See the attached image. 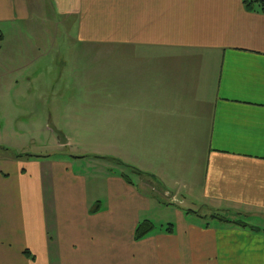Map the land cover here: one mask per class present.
Wrapping results in <instances>:
<instances>
[{"label":"crops","instance_id":"obj_1","mask_svg":"<svg viewBox=\"0 0 264 264\" xmlns=\"http://www.w3.org/2000/svg\"><path fill=\"white\" fill-rule=\"evenodd\" d=\"M53 15L110 50L112 71L75 78L102 90L59 115L112 124V154L66 153L63 134L68 157L0 154V264H264V14L242 0H0V28ZM142 221L154 230L135 241Z\"/></svg>","mask_w":264,"mask_h":264},{"label":"rangeland","instance_id":"obj_2","mask_svg":"<svg viewBox=\"0 0 264 264\" xmlns=\"http://www.w3.org/2000/svg\"><path fill=\"white\" fill-rule=\"evenodd\" d=\"M1 31L5 40L0 39V146H3L0 154L18 155L21 159L40 155L57 159L68 157L66 153L80 156L95 150L112 154L107 148L112 142V124L108 128L104 122L64 121L59 115L64 102L72 99L90 102L88 95L93 90H102L92 87L96 82L88 89L89 85L79 84L78 79L80 71H112V56L107 55L110 50L79 43L75 39V22L67 21L61 27L54 15L46 19L35 16L29 22L0 28ZM49 109L54 115L51 120ZM50 127L70 138L66 153L59 150L57 137ZM120 167L118 170L137 180L133 167Z\"/></svg>","mask_w":264,"mask_h":264},{"label":"trees","instance_id":"obj_3","mask_svg":"<svg viewBox=\"0 0 264 264\" xmlns=\"http://www.w3.org/2000/svg\"><path fill=\"white\" fill-rule=\"evenodd\" d=\"M242 4L244 6V9L247 12L250 13H262L264 14V0H242ZM38 157V156H36ZM130 168V167H129ZM133 173H137L139 174L138 171L136 170H132ZM121 177L126 180L128 183H130V181L127 179V176L121 175ZM211 220H217L221 223H225V224H231L234 225L236 227H241V228H249L251 231H259L258 228L254 227V226H250L247 223V220L245 219H233V217H227L223 214H213L210 217ZM154 230V225L150 222V221H142L140 223H138V225L135 228V232H134V240L135 241H139L143 238H145L146 236H148L151 232H153ZM166 232H171V228L168 227L166 228ZM264 232V230L262 231ZM27 254V252H25Z\"/></svg>","mask_w":264,"mask_h":264},{"label":"water","instance_id":"obj_4","mask_svg":"<svg viewBox=\"0 0 264 264\" xmlns=\"http://www.w3.org/2000/svg\"><path fill=\"white\" fill-rule=\"evenodd\" d=\"M52 129V131L55 133L56 137H57V141L60 145H65L67 143L66 139L62 136L61 133H59L58 131H56L53 127H50Z\"/></svg>","mask_w":264,"mask_h":264}]
</instances>
